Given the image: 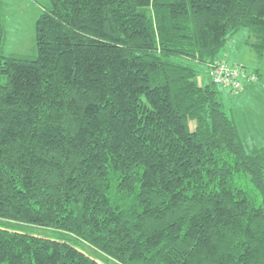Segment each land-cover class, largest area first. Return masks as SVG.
Wrapping results in <instances>:
<instances>
[{
  "label": "trees",
  "instance_id": "obj_1",
  "mask_svg": "<svg viewBox=\"0 0 264 264\" xmlns=\"http://www.w3.org/2000/svg\"><path fill=\"white\" fill-rule=\"evenodd\" d=\"M39 11L6 54L0 5V264H264V143L223 102L262 70L205 80L241 29L264 64V0Z\"/></svg>",
  "mask_w": 264,
  "mask_h": 264
},
{
  "label": "rangeland",
  "instance_id": "obj_2",
  "mask_svg": "<svg viewBox=\"0 0 264 264\" xmlns=\"http://www.w3.org/2000/svg\"><path fill=\"white\" fill-rule=\"evenodd\" d=\"M49 4V0H0L5 31L4 52L6 54L36 55L35 22L39 8ZM247 29L239 30L221 52V58L235 66L237 63L246 65L248 70L261 68L262 80L249 85L245 91L235 93L224 88L223 102L230 115L236 120L241 138L248 148L264 143V64H257L254 51L246 40ZM205 80L210 78V71ZM206 70V72H207ZM205 72V74H206ZM202 81L203 74L200 75ZM235 94V95H234ZM193 129L195 124L191 126Z\"/></svg>",
  "mask_w": 264,
  "mask_h": 264
},
{
  "label": "built area",
  "instance_id": "obj_3",
  "mask_svg": "<svg viewBox=\"0 0 264 264\" xmlns=\"http://www.w3.org/2000/svg\"><path fill=\"white\" fill-rule=\"evenodd\" d=\"M209 71L214 83L230 86L236 91L242 89L246 82L256 79L254 74L247 73L240 65L231 66L222 60L211 64Z\"/></svg>",
  "mask_w": 264,
  "mask_h": 264
},
{
  "label": "bare ground",
  "instance_id": "obj_4",
  "mask_svg": "<svg viewBox=\"0 0 264 264\" xmlns=\"http://www.w3.org/2000/svg\"><path fill=\"white\" fill-rule=\"evenodd\" d=\"M250 74H254V73H250ZM256 76V74H254ZM257 80V76H256V79L254 81H251V82H248V83H252V82H255Z\"/></svg>",
  "mask_w": 264,
  "mask_h": 264
},
{
  "label": "crops",
  "instance_id": "obj_5",
  "mask_svg": "<svg viewBox=\"0 0 264 264\" xmlns=\"http://www.w3.org/2000/svg\"><path fill=\"white\" fill-rule=\"evenodd\" d=\"M39 11V10H38ZM40 12V11H39ZM228 64H230V65H233L232 63H230V62H228ZM244 65V64H241V63H237L236 65Z\"/></svg>",
  "mask_w": 264,
  "mask_h": 264
},
{
  "label": "clouds",
  "instance_id": "obj_6",
  "mask_svg": "<svg viewBox=\"0 0 264 264\" xmlns=\"http://www.w3.org/2000/svg\"><path fill=\"white\" fill-rule=\"evenodd\" d=\"M222 61H224V60H222ZM224 62H226V61H224ZM227 63V62H226Z\"/></svg>",
  "mask_w": 264,
  "mask_h": 264
}]
</instances>
